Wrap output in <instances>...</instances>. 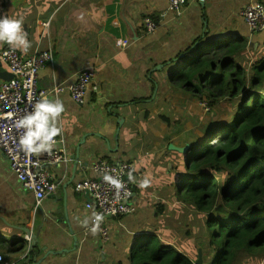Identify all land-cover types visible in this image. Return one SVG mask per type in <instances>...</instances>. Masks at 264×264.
Listing matches in <instances>:
<instances>
[{"label": "crops", "instance_id": "obj_1", "mask_svg": "<svg viewBox=\"0 0 264 264\" xmlns=\"http://www.w3.org/2000/svg\"><path fill=\"white\" fill-rule=\"evenodd\" d=\"M255 2L264 5V0H189L178 15L167 0H0V17L23 19L31 47L17 49L22 56L50 49L55 54V64L43 69L39 87L63 89L47 98L64 105L57 147L69 157L50 167L58 189L38 206L0 150L1 240L25 242L22 252L8 253L5 259L12 264H133L129 248L149 236L162 242L168 238L182 249L177 229H183L184 213L173 212L184 204L176 194V179L184 172L179 162L187 155L169 145H191V133L185 131L189 121L180 118L175 132L161 128L157 133L159 125L171 120L173 104H191L184 99L186 88L171 81L172 73L202 45L240 39L244 48L238 58H250L253 50L264 47V34L252 31L242 15ZM146 17L161 20L156 32L148 33ZM39 20L50 24L41 26ZM5 46L0 42V51ZM212 63L220 58L213 57ZM88 69L97 76L85 101L78 103L71 87ZM8 72L2 64L0 81L10 80ZM101 159L135 166L134 211L109 223L111 241L89 236L93 217L86 204L92 197L75 190L85 175H94ZM145 179L149 186L141 188ZM178 221L179 227L173 224ZM191 238L182 242L193 243Z\"/></svg>", "mask_w": 264, "mask_h": 264}, {"label": "trees", "instance_id": "obj_2", "mask_svg": "<svg viewBox=\"0 0 264 264\" xmlns=\"http://www.w3.org/2000/svg\"><path fill=\"white\" fill-rule=\"evenodd\" d=\"M242 42L231 38L202 45L184 57L185 63L171 78L184 86L187 93L198 95L201 100L206 98L212 107L220 105L225 97L233 105L230 112L224 108L205 114L210 120L206 121L205 133L197 139L200 141L190 145L185 178L180 182L179 177L176 179L180 184L176 194L198 215V225L206 231L212 254L207 263L208 257L203 253L205 264H264V47L253 50L251 58H238L244 48ZM213 57H219L220 63H212ZM235 63L244 77L241 79L231 70L234 95L220 98V85L212 82L209 93L198 92L199 88L208 89L204 73H215L217 80H223L219 69L225 72L227 66ZM194 70L201 73L192 79ZM187 178L191 180L186 181ZM184 234L187 240L192 231L186 229ZM153 238L148 247L131 257V263H197L199 247L193 243L181 241L180 249L178 243L168 238L164 242ZM24 248L23 240H0V255L4 259L8 253L17 254Z\"/></svg>", "mask_w": 264, "mask_h": 264}, {"label": "built area", "instance_id": "obj_3", "mask_svg": "<svg viewBox=\"0 0 264 264\" xmlns=\"http://www.w3.org/2000/svg\"><path fill=\"white\" fill-rule=\"evenodd\" d=\"M171 9L181 15L189 0H167ZM247 24L252 31L264 32V5L260 2L249 4L244 10ZM162 19V17H160ZM39 25L48 27L49 22L39 20ZM143 24L148 33L156 32L161 20L151 17L143 19ZM127 47L128 42L122 43ZM0 61L13 75L7 81H0V150L9 160L11 169L21 182L23 187L34 193L37 205L50 195L54 194L58 185L50 171V167L60 162L68 161V155L58 150V138L50 152L41 154H28L22 150L19 137L22 130L15 127L16 121L31 112L35 103L41 97H48L50 93L58 94L63 91L56 88L52 92L42 90L39 87V79L43 69L55 64V54L52 49L43 51L30 57H24L21 53L6 43L0 51ZM97 72L93 70L83 71L77 83L71 87L74 100L78 103L85 101L87 93L95 80ZM205 111L210 107L207 102H202ZM135 166L130 162H115L101 159L93 167L94 175H85L75 190L81 195H89L92 201L86 204L87 211L92 213V223L87 229L90 237L102 238L105 241L112 240V231L109 223L114 218L130 215L134 208L131 206L135 189L131 177ZM106 177L117 180L118 188ZM100 215L103 220L95 233V216ZM0 264H12L0 255Z\"/></svg>", "mask_w": 264, "mask_h": 264}, {"label": "rangeland", "instance_id": "obj_4", "mask_svg": "<svg viewBox=\"0 0 264 264\" xmlns=\"http://www.w3.org/2000/svg\"><path fill=\"white\" fill-rule=\"evenodd\" d=\"M252 57V56H251ZM250 57V58H251ZM182 65V64H180ZM203 65H200V67H202ZM227 69L225 72L222 71V68L219 69V73H221V77H223L224 79L221 80H217L216 79V75L215 73H207L205 75L206 79L208 80V89L205 90L204 88H199V93L200 94H206L209 93L212 89H213V84H219L220 87L218 86V92L220 93L219 97L223 98L225 95L229 96V95H234L235 91L233 89V84H232V71H234V75L239 76L241 79H243L244 74L241 73L240 69L238 68V65L235 63L233 64V66H227ZM211 68L210 66L208 67V71H210ZM232 70V71H231ZM197 70L193 71L192 74V79L197 77L201 72L196 73ZM211 76V77H210ZM210 79V80H209ZM210 82H212L213 84L210 85ZM174 92H172L173 95ZM172 98H175L177 100V98L175 96H171ZM184 99H186L187 101H191L190 105H187L185 108H182L184 106H182L181 104H179L180 102H176L175 104H173V106H171V109H169L170 111V115H171V120L170 121H165L162 123V125H159V129H157V133L161 134L163 131H161V128H164V130H166V132H175V129L180 125L179 123V119H183V122H188L187 126L185 127V131L191 133V137L193 136L192 142H194L195 140H197L198 138H200L203 133H205V126H206V121L210 120V119H206L205 118V114L208 112H213V111H218L220 109H224L226 112H230L232 110V102L229 98L225 97V99H222L220 101V105L217 106H210V102L205 98L203 100H201L200 96L195 95V94H190L186 92V96L184 97ZM201 100V101H200ZM199 101V103H197ZM202 102H207L209 104V107H211L212 109L209 111H205L204 108L202 107ZM187 111H182V109H188ZM201 109V110H200ZM209 116L212 117V115L210 114ZM224 118H227V115H225ZM161 131V132H160ZM195 134L197 136H195ZM145 139H148V135H145ZM200 140H197V142ZM175 151V150H173ZM186 164H188L186 157L184 156L183 159L179 162L180 167L184 170V172L180 173L179 175V182L182 181L185 178V173L187 171L186 169ZM192 201L194 202V199H192ZM188 209H187V208ZM190 206L184 202V207L182 208H177L173 214L174 215H178V214H183L184 213V220H183V229H177V231H179V235L177 237V240L179 241H184L185 238V230L189 229L190 231H192V235L191 237L195 240L192 242L196 244L198 248V253L200 250L203 251V253H205V255L208 257V259L206 260V262L208 263L209 261V257L212 254V251L209 250L208 244L206 243V236H205V229L202 228V226L198 225L199 222V217L198 215H196V213L192 212L190 210ZM165 218V217H163ZM174 225L177 224V226L179 227V221L177 223H173ZM1 236V235H0ZM150 239H153V236H149V237H143V239H141V241H139V245H136V248H129V255H131V257L137 252H140L142 250H144L146 247H148L149 245V241ZM143 242V243H142ZM204 256V255H203ZM205 264V263H204Z\"/></svg>", "mask_w": 264, "mask_h": 264}, {"label": "clouds", "instance_id": "obj_5", "mask_svg": "<svg viewBox=\"0 0 264 264\" xmlns=\"http://www.w3.org/2000/svg\"><path fill=\"white\" fill-rule=\"evenodd\" d=\"M22 24V18L0 17V42L7 43L9 46L22 51L29 49L31 45L27 39V34L22 29ZM64 111V105L59 99L50 100L47 97H41L35 103L32 111L19 118L15 123V127L22 130L19 137L22 150L28 154L50 152L55 143V138L61 134L58 121ZM106 179L118 188L120 187L117 180L111 177H106ZM139 186L141 188L149 186V180H143ZM102 220V216H95L93 233L97 231Z\"/></svg>", "mask_w": 264, "mask_h": 264}, {"label": "water", "instance_id": "obj_6", "mask_svg": "<svg viewBox=\"0 0 264 264\" xmlns=\"http://www.w3.org/2000/svg\"><path fill=\"white\" fill-rule=\"evenodd\" d=\"M0 71H2V64H0ZM7 75L9 77L8 79L13 78V75L10 72H8ZM169 149L175 150V151H178L184 155H187V153L189 152V149H190V145L188 144L185 147H178V146L171 144V145H169ZM187 162H188V160H187ZM27 232L30 233L29 231H27ZM196 264H204V256H203L202 250L199 251V257H198V261Z\"/></svg>", "mask_w": 264, "mask_h": 264}, {"label": "bare ground", "instance_id": "obj_7", "mask_svg": "<svg viewBox=\"0 0 264 264\" xmlns=\"http://www.w3.org/2000/svg\"><path fill=\"white\" fill-rule=\"evenodd\" d=\"M238 40V39H237ZM191 179L190 178H187L186 179V181H190ZM2 239V236H0V240ZM165 249V251H168L169 250V248H164Z\"/></svg>", "mask_w": 264, "mask_h": 264}]
</instances>
